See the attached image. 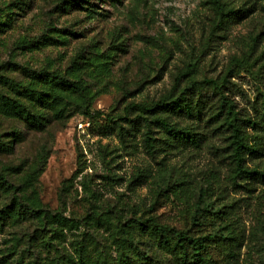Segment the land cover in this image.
Listing matches in <instances>:
<instances>
[{
	"label": "rangeland",
	"instance_id": "1",
	"mask_svg": "<svg viewBox=\"0 0 264 264\" xmlns=\"http://www.w3.org/2000/svg\"><path fill=\"white\" fill-rule=\"evenodd\" d=\"M222 6L0 0V264H179L140 224L149 217L215 234L221 264H264V179L234 171L229 133L209 121L222 95L258 115L264 0ZM180 94L200 112L153 111ZM157 114L197 142L168 135ZM247 135L246 165L264 173V133ZM18 200L38 213L21 215Z\"/></svg>",
	"mask_w": 264,
	"mask_h": 264
},
{
	"label": "trees",
	"instance_id": "2",
	"mask_svg": "<svg viewBox=\"0 0 264 264\" xmlns=\"http://www.w3.org/2000/svg\"><path fill=\"white\" fill-rule=\"evenodd\" d=\"M217 12H223L222 0H210ZM235 9H228V14H234ZM26 74L30 76H38L39 72L28 68L23 69ZM55 81L61 84H67L73 87L79 85L75 81L68 80L63 76L53 73ZM260 108H258V115L256 117L243 116L239 114L235 109L233 101L222 95L218 110L210 117L209 121L220 120L221 126L229 133L230 138V165L234 168V171L238 175H245L248 178H262L264 179V173L256 170H250L246 165L247 154H251L255 151V146L251 145L248 141L247 129L252 128L255 131H261L264 133V97H261ZM198 99L195 105H192L191 101L180 94L171 100H161L155 103V109L165 110L170 112L171 115L179 116L183 113L188 116H194V109L196 113L200 112ZM158 113V112H155ZM170 115V116H171ZM152 121L158 126L163 128L168 135L180 141L194 142L196 136L193 132L186 127H181L176 121H172L169 116H162L157 114L152 118ZM145 146L148 149L152 148L151 140L146 135L144 137ZM200 199V204H201ZM198 204V206H200ZM18 212L21 215L34 216L38 213V210L29 206V204L18 200L17 202ZM199 211V210H198ZM150 222L159 235V242L167 245L173 254L177 256L179 264H221L219 259L213 255L212 243L217 242L215 234L206 233L200 236L190 235L187 231L177 230L173 227H167L157 223L154 217H149L140 224ZM199 222V221H197Z\"/></svg>",
	"mask_w": 264,
	"mask_h": 264
},
{
	"label": "built area",
	"instance_id": "3",
	"mask_svg": "<svg viewBox=\"0 0 264 264\" xmlns=\"http://www.w3.org/2000/svg\"><path fill=\"white\" fill-rule=\"evenodd\" d=\"M81 125H83V123H80ZM84 124L88 125L89 124V121L87 120V122H85Z\"/></svg>",
	"mask_w": 264,
	"mask_h": 264
}]
</instances>
